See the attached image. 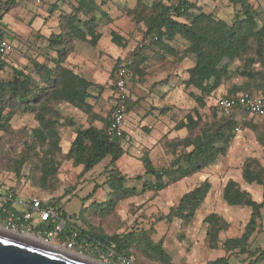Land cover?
I'll list each match as a JSON object with an SVG mask.
<instances>
[{"label":"rangeland","instance_id":"1","mask_svg":"<svg viewBox=\"0 0 264 264\" xmlns=\"http://www.w3.org/2000/svg\"><path fill=\"white\" fill-rule=\"evenodd\" d=\"M15 0L10 14H5V31L8 34L12 50L0 60L4 62L0 68V78L9 79L12 69L28 72L39 81L33 62H44L53 66L55 51L48 45L47 37L58 33L64 27V17L77 11L78 0ZM97 4L95 31L100 34L95 45L75 40L73 50L64 64L79 68L78 73L90 80L94 85L89 88L91 97L87 99L90 111L75 108L68 103L56 105L62 115L58 123L59 146L56 154L57 172L51 180L45 182L46 189L40 186L38 166L41 161L32 148L27 150L26 143L31 141V129L37 125L34 113L15 111L6 129L0 130V180L16 186L27 195L41 196L60 202L61 209L67 216L79 213L84 207V218L92 226L100 228L106 234L140 232L144 230L154 241H162L171 264H206L220 256L229 255L230 264L247 263L250 257L234 251L226 254L222 242L228 237H238L244 229L250 214L246 206L228 205L222 191L225 183L233 179L242 189L247 190L254 200H261L262 186L259 183H247L242 178L243 164L248 159H256L264 167V115H250L244 110L234 112L237 122L235 136L226 152L200 171L169 182L159 191H142L141 181L136 175H144L142 157L147 156L156 168L166 167L173 158V143L190 133L185 128H177L179 122L187 114L194 118L201 116L202 122H212L222 117L215 107V99L220 95L230 94L233 85H240L246 77L239 74L245 61L238 59L226 64V74L222 84L210 95L202 96L199 104L193 95L201 93L193 87H185L187 69L193 66L194 56L185 54L187 42L181 36L169 42L174 48L172 53L163 52L143 39L142 22L135 20L136 14L146 13L148 5L156 0H143L145 7H136V0H93ZM164 4H175L178 0H161ZM195 3L180 21H189L192 14L198 12L211 13L216 19L232 23L234 8L228 0H188ZM256 10L259 19L264 22V0H248ZM141 9V10H140ZM78 18L85 22L88 15L78 11ZM115 31L123 37V46L111 42V32ZM96 45H98L96 47ZM79 49V54L75 48ZM141 47H143L141 49ZM141 49V50H140ZM90 50V51H89ZM140 50L144 61L138 72L130 66L127 74L128 97L126 125L123 136L119 139L124 153L115 162L117 169L126 176V185L135 186L137 193L120 199L114 208L102 213L89 205L104 202L109 197V188L105 183L109 157L104 158L89 171H82V166L73 164L68 155L70 143L77 128L90 125L102 127L109 119L114 101L113 82L117 62L132 63L130 55ZM86 52V55H83ZM89 52V53H88ZM76 53L75 55H73ZM89 55V57H88ZM248 56H254L249 53ZM83 57V66L74 65ZM74 62V63H73ZM250 70L256 74V82H250V91L264 97V63L252 62ZM257 84V86H256ZM10 109L5 108L4 113ZM233 114V113H232ZM197 133L193 131L191 135ZM21 154L31 155L22 165L20 174H15L14 161ZM207 180L210 191L196 210L194 217L185 223L179 218L171 221L158 219L166 214L180 196ZM96 188V192L87 198ZM83 204V205H82ZM209 213L221 216L228 226L218 234V247L211 248L206 237V223L203 222ZM260 229L252 236L251 248L264 247V209L261 210ZM78 224V217L72 218ZM134 264H164L155 257L145 253L140 246L131 248ZM110 259L107 258L106 263ZM258 264H264V260Z\"/></svg>","mask_w":264,"mask_h":264},{"label":"trees","instance_id":"2","mask_svg":"<svg viewBox=\"0 0 264 264\" xmlns=\"http://www.w3.org/2000/svg\"><path fill=\"white\" fill-rule=\"evenodd\" d=\"M228 1L235 10L233 21L230 24L205 12L192 14L189 21L178 20L190 9L195 8V3L188 0H178L175 4L169 5L164 4L161 0H156L153 4L148 5L149 9L146 13L138 12L135 15V20L142 22L145 27L143 39H148L151 45L163 52L172 53L174 51L169 42L173 41L176 36H181L186 40L185 54L194 56V64L187 69L184 86L193 87L201 93L193 95L199 104L202 103V96L210 95L222 84L227 72L224 61L229 64L243 59L245 62L237 72L246 77V81L240 85H233L231 93L225 95H233L244 90L250 91V82L257 83L256 74L250 70V64L257 61L264 63V22L259 19L256 10L248 0ZM13 3L14 1L5 8L4 12L0 13L1 17L8 12ZM137 6L143 8L146 4L143 0H136ZM96 9L97 4L93 0H78L77 11L64 17L65 27L60 32L51 33L47 37L48 45L56 55L51 60L53 66H47L44 62L34 61L32 63L39 76V81L35 80L30 73L17 68L12 69L9 79L0 78V130L6 129L15 111L34 113L37 125L31 129V141L26 143L25 147L27 150L37 148L34 151L36 156L40 152L43 154L38 170L40 186L44 189L48 187L45 182L54 178L57 172L56 154L61 151L57 126L61 122L62 115L56 105L63 102L85 111L91 109L87 99L91 97L89 88L94 84L64 62L73 50L75 40L95 45L99 39L100 34L95 31L97 23L94 11ZM78 11H83L88 15L85 22L78 18ZM111 41L117 46L124 45L123 37L115 31L111 32ZM140 50H135L130 55L132 63L127 64V68L130 66L136 72L144 61ZM249 53L254 56H248ZM5 55L0 54V57ZM119 63L115 64L116 68ZM3 64L4 62L0 60V68L3 67ZM5 108L10 110L4 113ZM127 108L126 101V110ZM233 115L234 113L231 115L222 114V117L206 123L202 122L199 114L195 118L191 114H187L185 119L178 123L177 128H185L190 134L174 141V155L166 167L156 168L149 157H142L144 175L149 179H144L143 175L135 176V179L141 181V190L159 191L165 188L169 182L200 171L219 155L224 154L234 138V130L237 128V122ZM107 124L108 121L102 127L90 125L85 128H77L68 150L73 164L81 165L84 172L91 170L101 160L109 157V168H107L105 181L109 188V197L102 203L95 202L89 205L92 209L101 210L102 213L106 210L111 211L118 200L137 193L135 186L125 184L126 176L115 166V162L124 151L119 143L120 138H111L107 135ZM195 130L197 133L191 135ZM30 156L21 154L20 158L14 161L15 174H20L23 163ZM242 178L247 183L261 184V200H254L251 194L242 189L235 180H227L222 191L224 201L231 206L249 207L250 214L243 232L238 237L224 239L222 248L226 254L238 251L250 257L247 263L240 262V264H258L264 260V247L252 249L251 239L254 233L260 229L261 210L264 209V167L256 159H248L243 164ZM0 184L19 191L16 186L6 184L1 180ZM210 188V183L203 180L183 193L168 212L160 214L158 219L163 218L171 221L173 218H179L188 223L194 217ZM95 192L96 188H93L87 198H90ZM52 201L61 209L60 202ZM77 214L67 216L66 212L62 210V215L66 220L63 227L64 233L71 234L73 230H77L78 240L90 237L103 247L112 248L116 254L125 256L129 255L131 248L140 246L145 253L160 262L171 264L169 255L163 249L162 241L152 240L146 231L106 234L100 228L92 226L84 218V207ZM76 217L80 219L79 224L72 220ZM203 222L207 225L206 237L209 246L217 248L218 234L227 228L228 223L216 213H209ZM206 264H230L229 255L220 256Z\"/></svg>","mask_w":264,"mask_h":264},{"label":"built area","instance_id":"3","mask_svg":"<svg viewBox=\"0 0 264 264\" xmlns=\"http://www.w3.org/2000/svg\"><path fill=\"white\" fill-rule=\"evenodd\" d=\"M15 0H0V13ZM36 4L40 0L34 1ZM12 50L8 36L0 29V54H7ZM127 62L117 65L114 87V101L110 111L106 128L111 138H121L124 133L126 115L127 90ZM214 105L223 115H231L244 110L250 115H264V97L249 90L237 92L233 95H220ZM66 223L60 207L48 198L26 195L14 191L8 186L0 184V228L32 236L53 244L73 253L92 257L104 264H134L131 256L116 254L112 248H105L90 237L77 238V230L71 234L63 232ZM107 258L110 259L106 263Z\"/></svg>","mask_w":264,"mask_h":264},{"label":"water","instance_id":"4","mask_svg":"<svg viewBox=\"0 0 264 264\" xmlns=\"http://www.w3.org/2000/svg\"><path fill=\"white\" fill-rule=\"evenodd\" d=\"M0 264H104L32 236L0 228Z\"/></svg>","mask_w":264,"mask_h":264},{"label":"crops","instance_id":"5","mask_svg":"<svg viewBox=\"0 0 264 264\" xmlns=\"http://www.w3.org/2000/svg\"><path fill=\"white\" fill-rule=\"evenodd\" d=\"M12 10H13V9H11V10L9 9L8 12L4 13V15L7 14V13L10 14V13L12 12ZM4 11H5V10H4ZM4 11H3V12H4ZM4 15H3L2 17L0 16V29L6 34V31H5L6 29H5V27H4V26H5V25H4V24H5V21L3 22V17H4ZM6 35L8 36V34H6ZM8 38H9V36H8ZM9 40H10V38H9ZM110 40H111V37H110ZM10 42H11V40H10ZM111 42H112V41H111ZM11 43H12V42H11ZM97 46H98V45H96V47H97ZM75 51H76V53H78V54L80 53V52H79V49L77 48V46H76V48H75ZM89 51H90V50H89ZM76 53H74L73 55H75ZM83 53H84L83 55H86V52H83ZM88 53H89V52H88ZM76 55H77V54H76ZM88 57H89V55H88ZM82 59H84V58L81 57V58H80V61H79V62H75V63H77V64H74V65H81V66H83V63H82L83 60H82ZM73 63H74V62H73ZM74 67H75L78 71H81V70H79V68H78L77 66H74ZM76 69H75V70H76ZM76 72H77V71H76ZM126 83H127V81H126ZM127 87H128V86H127ZM127 90H128V88H127ZM126 117H127V112H126L125 120H124V131H125V129H126V128H125V125H126Z\"/></svg>","mask_w":264,"mask_h":264}]
</instances>
